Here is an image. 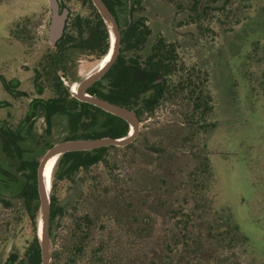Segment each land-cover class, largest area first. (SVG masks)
Returning <instances> with one entry per match:
<instances>
[{
	"label": "rangeland",
	"instance_id": "1",
	"mask_svg": "<svg viewBox=\"0 0 264 264\" xmlns=\"http://www.w3.org/2000/svg\"><path fill=\"white\" fill-rule=\"evenodd\" d=\"M61 1L70 16L87 12L78 0ZM130 1H113L120 28ZM142 7L152 40L161 35L173 42L178 66L185 72L193 67L209 92L211 110L198 128L185 93L178 91L139 117L136 138L128 147L109 150L107 163L59 179L56 159L49 188L55 185L63 215L55 223V237H65L71 216L88 213L96 225L92 243L104 240L105 253L117 264H264V0H143ZM49 13L48 0H0V73L6 79L16 76L17 89L24 92L11 96L0 82V100L6 101L0 123L11 128L24 119L31 98L51 95L38 94L33 80L48 45ZM81 59L75 78H65L70 85L97 64ZM22 64L27 70L18 69ZM45 126L37 113L32 119L37 141L25 150L36 160L70 135L65 117L52 118L48 133ZM201 155L213 171L211 213L200 206L196 212L203 215L190 229L187 245L167 253V212L192 205L189 173ZM5 157L0 142L1 163ZM13 194L12 188L0 192V264H17L31 239L28 216ZM221 210L237 222L245 240L224 247V241L212 238L214 212Z\"/></svg>",
	"mask_w": 264,
	"mask_h": 264
},
{
	"label": "trees",
	"instance_id": "2",
	"mask_svg": "<svg viewBox=\"0 0 264 264\" xmlns=\"http://www.w3.org/2000/svg\"><path fill=\"white\" fill-rule=\"evenodd\" d=\"M79 1L87 10L85 15L93 18L88 16L81 18L76 14V17L69 20V26L66 27L61 40L66 45L81 42V46L95 55L96 59H101L108 50L107 29L91 1ZM113 1L104 0L117 19ZM229 1L224 0V4ZM142 2L143 0L130 1L129 17L120 31L118 56L103 75V78L110 81L109 92H103L96 86H93L91 91H96L98 96L108 101L132 109L138 118L143 114L152 113L159 102L168 95L183 91L190 105L192 124L198 125V128L204 127L203 122H206L211 110L209 92L203 81L199 82V79L194 77L193 67L185 72L183 67L178 66V54L173 42L167 41L161 35L152 40V30L147 24L146 17L141 14ZM86 33L90 34L88 38L84 37ZM54 89L58 97L64 95L61 86L57 85ZM57 105L62 108L57 101L48 103L49 108ZM82 107V113L73 114L68 118L71 133L67 138L118 137L127 133L128 124L122 118L89 103H82ZM46 122V130L49 131L51 119L47 118ZM23 127L24 124L20 122L14 129L0 128L1 150L7 158V162H0V192L12 188L14 197L28 216L31 239L17 264H40L36 234L39 207L36 166L39 160L25 153L26 145L37 139L29 126L24 130ZM128 146L129 144L122 147L108 145L91 150L65 152L57 158L58 178L69 179L79 169H87L98 162L107 163L109 150ZM198 159V163L189 173L192 205L171 208L167 212L168 226L164 238V249L167 253L183 250L187 245L190 229L203 215L202 212L201 214L196 212L200 206L206 212L209 210L211 213L212 210L209 192L214 180L213 171L206 155H201ZM51 188L49 234L53 249L52 264L60 261L62 264H77L83 259L86 264H117V261L105 253L104 240L97 244L92 243L91 235L96 225L88 213L71 216L65 237L56 239L57 232L54 226L57 219L63 215V207L55 193V185L53 184ZM214 218L217 224L210 226L209 234L213 232L211 236L216 238L218 243L224 241L225 244H221L222 246L231 247L245 240L237 222L228 212L221 210L216 216L215 211ZM180 232L184 234L182 240L176 239Z\"/></svg>",
	"mask_w": 264,
	"mask_h": 264
},
{
	"label": "water",
	"instance_id": "3",
	"mask_svg": "<svg viewBox=\"0 0 264 264\" xmlns=\"http://www.w3.org/2000/svg\"><path fill=\"white\" fill-rule=\"evenodd\" d=\"M90 1L99 13L107 29L109 45L106 54L108 55V58L101 68L90 76L82 78L77 83L74 95L82 101L88 102L106 112L122 118L128 124V131L126 134L118 137L100 136L93 138H65L49 146L41 156L36 166V190L39 204L36 220V234L40 252V264H52L53 250L49 234L51 192L50 188L49 191L46 189L43 177L47 160L54 155H57L58 158L61 154L70 151L91 150L108 145L126 146L131 143L138 134L139 118L132 109L108 101L104 98L85 93L86 87L107 71L117 58L120 48L121 31L116 17L110 11L104 0ZM48 6L50 9L48 36L50 42L53 43L62 33L68 10L64 8L61 12H58L57 0H48ZM39 220L40 226H38Z\"/></svg>",
	"mask_w": 264,
	"mask_h": 264
},
{
	"label": "flooded vegetation",
	"instance_id": "4",
	"mask_svg": "<svg viewBox=\"0 0 264 264\" xmlns=\"http://www.w3.org/2000/svg\"><path fill=\"white\" fill-rule=\"evenodd\" d=\"M78 2L81 4V1L78 0ZM57 7H58V12H61L64 8L68 10L66 19L64 21L62 33L60 37L56 39L53 43L50 42L48 36V30H49L48 27L50 20L49 19L46 26L48 45L42 48V57L38 59L37 66L34 67L33 70L34 87L37 93L44 94V92L49 91L51 95L45 98L42 97V98L30 99L25 117L20 121L22 122V124H24L23 130L27 126H29L32 129V119L35 117L37 113H40L44 120H46L47 118H50L52 120V118L58 116L65 117L68 119L71 116H73V114L82 113L83 112L82 103H88V102L82 101L78 99L74 94H72L76 90L77 82H74L72 85H70L67 83L65 78L68 79L75 78L77 72L76 67L80 65V62L83 60L81 59V56H86L88 58L89 57L92 58L93 60H97V64L99 65V63L104 59L106 55L105 54L101 59H96L95 55H93L90 51H87L85 47L81 46V42L72 45L70 44L66 45V43H64L61 40V38L63 37L66 27L69 26V20L73 17H76V14L74 16H70V8L66 5L65 1L57 0ZM82 7L85 8L84 6ZM78 16L81 18H86V16L88 15L79 14ZM88 17L93 18L92 16H88ZM14 34L17 36L18 32H15ZM89 36L90 34L86 33L84 37L88 38ZM7 62L10 64L13 63V59L10 57V59H8ZM8 63H5V66H8ZM97 64L93 66L88 71L87 74H89L92 70H94L98 66ZM7 69L8 68H6V71ZM18 69H20V71L21 70L25 71L27 70V67L26 65L22 64L21 66H19ZM105 73L106 71L97 80L93 81L89 86L86 87L85 89L86 94L98 96L96 91L94 90L91 91L93 86H96L98 89L102 90L103 92H109L110 81L108 78H103V75ZM0 82H1V86L3 87V90L7 94L14 97H21L24 95V92L22 90L17 89V86L19 85V79L16 76H11L10 78L6 79L5 76H3L2 73H0ZM57 85L61 86V88L64 89V95H62L61 97H58L59 95L56 93L54 89L55 86ZM69 89L72 91V93L69 92ZM52 101L53 102L57 101L58 104L62 106V108H60L58 105L57 107L59 108H57L56 106H54V108L53 106L49 108L48 103ZM5 104H6L5 100H0V107H3ZM88 116H90V114H88ZM0 128L9 130L11 127L7 126V124L5 123L4 124L0 123ZM46 128L47 127L45 126L44 131L48 133L49 131H47ZM68 128L71 133L69 121H68ZM43 139L44 138L42 136V145L46 143L45 140Z\"/></svg>",
	"mask_w": 264,
	"mask_h": 264
},
{
	"label": "bare ground",
	"instance_id": "5",
	"mask_svg": "<svg viewBox=\"0 0 264 264\" xmlns=\"http://www.w3.org/2000/svg\"><path fill=\"white\" fill-rule=\"evenodd\" d=\"M107 58H108V55L106 54L104 59L99 63V65L97 64L98 66L94 70H92L89 74H87L85 77L90 76L95 71H97L99 68H101L103 66V64L106 62ZM56 159H57V155H54V156L50 157L47 160L45 168H44V173H43L44 183H45L46 189L48 191H49L50 177H51L50 174H51V170H52L53 164H54ZM38 226H40V220H39V225Z\"/></svg>",
	"mask_w": 264,
	"mask_h": 264
}]
</instances>
